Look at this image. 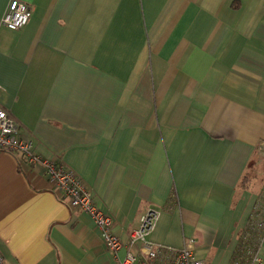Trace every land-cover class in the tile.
Here are the masks:
<instances>
[{
    "label": "crops",
    "instance_id": "obj_1",
    "mask_svg": "<svg viewBox=\"0 0 264 264\" xmlns=\"http://www.w3.org/2000/svg\"><path fill=\"white\" fill-rule=\"evenodd\" d=\"M16 1L31 16L20 32L0 27V107L19 139L81 180L123 245L154 211L143 242L197 238L203 264H229L264 195L251 177L239 188L264 153V0ZM124 255L40 167L0 152V264Z\"/></svg>",
    "mask_w": 264,
    "mask_h": 264
},
{
    "label": "built area",
    "instance_id": "obj_2",
    "mask_svg": "<svg viewBox=\"0 0 264 264\" xmlns=\"http://www.w3.org/2000/svg\"><path fill=\"white\" fill-rule=\"evenodd\" d=\"M30 16L27 5L10 0L0 27L11 32H20L28 25ZM0 152L19 156L28 164L40 167L53 195L71 211L81 212L91 219L108 252L116 256L121 249H125L124 258L118 264H203L195 254V248L203 246V242L197 238H190L179 250L143 242L145 234L154 227L158 219L159 215L154 211L148 212L142 220L140 230L134 232L128 243L123 245L113 232L112 219L96 208L81 180L71 171L64 170L58 162L45 160L36 154L32 142L20 140L17 124L1 107ZM137 241L143 243V259L132 252ZM248 264H264V258L255 254Z\"/></svg>",
    "mask_w": 264,
    "mask_h": 264
},
{
    "label": "trees",
    "instance_id": "obj_3",
    "mask_svg": "<svg viewBox=\"0 0 264 264\" xmlns=\"http://www.w3.org/2000/svg\"><path fill=\"white\" fill-rule=\"evenodd\" d=\"M254 162L255 160L253 159L248 164L247 171L239 182V188H248L250 183L248 174L255 166ZM258 200L248 218L245 229L238 235L237 247L229 264H248L251 258L257 253L264 227V195L260 196Z\"/></svg>",
    "mask_w": 264,
    "mask_h": 264
},
{
    "label": "rangeland",
    "instance_id": "obj_4",
    "mask_svg": "<svg viewBox=\"0 0 264 264\" xmlns=\"http://www.w3.org/2000/svg\"><path fill=\"white\" fill-rule=\"evenodd\" d=\"M255 161L259 162V164L257 165V167H255L256 166L255 165L252 168L248 176L249 178L251 177L252 179H254L253 182L251 181L254 184V190L260 189L259 193L263 195L264 194V191H263L264 190V153H260L256 155Z\"/></svg>",
    "mask_w": 264,
    "mask_h": 264
}]
</instances>
